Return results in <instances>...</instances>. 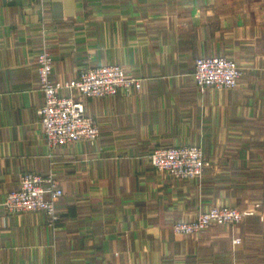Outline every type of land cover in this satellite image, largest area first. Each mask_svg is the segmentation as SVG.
Listing matches in <instances>:
<instances>
[{"label": "crops", "instance_id": "crops-1", "mask_svg": "<svg viewBox=\"0 0 264 264\" xmlns=\"http://www.w3.org/2000/svg\"><path fill=\"white\" fill-rule=\"evenodd\" d=\"M42 47L52 81L113 64L139 80L129 95L81 99L95 142L48 145ZM201 56L235 60L238 85L198 91ZM181 145L202 150L199 179L150 164ZM25 173L59 183L53 226L1 205ZM256 203L235 226L172 230L212 206ZM0 264H264V0H0Z\"/></svg>", "mask_w": 264, "mask_h": 264}, {"label": "built area", "instance_id": "built-area-1", "mask_svg": "<svg viewBox=\"0 0 264 264\" xmlns=\"http://www.w3.org/2000/svg\"><path fill=\"white\" fill-rule=\"evenodd\" d=\"M52 58L45 47L35 56L39 88L43 105L38 110L39 121L50 146H61L77 141L95 142L100 136L97 121L87 115L83 97L101 98L118 93L129 95L140 88L139 80L119 65H101L82 70L77 78L52 81ZM242 67L225 56H201L194 61L193 79L200 92L207 88L232 89L238 85ZM150 164L158 171L177 179H199L208 162L202 150L195 145L158 147L148 155ZM63 191L53 173L39 175L25 173L19 187L6 194L1 205L7 214L44 212L50 225L58 220L55 211ZM255 209L239 210L227 205L212 206L191 221L172 224L177 234H196L212 225H238ZM240 242V238L234 240Z\"/></svg>", "mask_w": 264, "mask_h": 264}]
</instances>
